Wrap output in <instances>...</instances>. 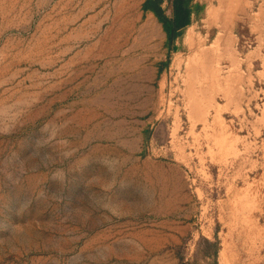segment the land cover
I'll use <instances>...</instances> for the list:
<instances>
[{"label":"rangeland","instance_id":"374dc122","mask_svg":"<svg viewBox=\"0 0 264 264\" xmlns=\"http://www.w3.org/2000/svg\"><path fill=\"white\" fill-rule=\"evenodd\" d=\"M9 121L0 264H264V0H0Z\"/></svg>","mask_w":264,"mask_h":264},{"label":"clouds","instance_id":"9594fccd","mask_svg":"<svg viewBox=\"0 0 264 264\" xmlns=\"http://www.w3.org/2000/svg\"><path fill=\"white\" fill-rule=\"evenodd\" d=\"M12 131H14V123L12 121L8 122V127H4L3 124H0V134H11ZM40 146L42 147V145Z\"/></svg>","mask_w":264,"mask_h":264}]
</instances>
